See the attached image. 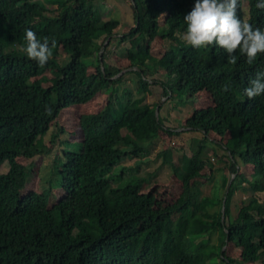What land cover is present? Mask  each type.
Returning a JSON list of instances; mask_svg holds the SVG:
<instances>
[{
	"label": "trees",
	"instance_id": "1",
	"mask_svg": "<svg viewBox=\"0 0 264 264\" xmlns=\"http://www.w3.org/2000/svg\"><path fill=\"white\" fill-rule=\"evenodd\" d=\"M113 1L132 8L127 31L107 0H0V264H264V95L244 94L264 54L230 64L186 44L195 0ZM256 3L239 0L238 15L264 30ZM25 29L55 39L44 67L25 55ZM152 85L164 103L146 100ZM202 91L211 101L196 107ZM98 94L101 110L84 113ZM177 99L194 110L171 127L160 111ZM163 133H190V153L156 152L182 182L170 203L142 169Z\"/></svg>",
	"mask_w": 264,
	"mask_h": 264
},
{
	"label": "clouds",
	"instance_id": "2",
	"mask_svg": "<svg viewBox=\"0 0 264 264\" xmlns=\"http://www.w3.org/2000/svg\"><path fill=\"white\" fill-rule=\"evenodd\" d=\"M256 8L264 10V0H257ZM238 10L239 0H195L192 10L184 17V42L196 49L212 46L223 49L230 64L237 62L238 52L252 65L258 55L264 54V30L244 22ZM25 41L23 51L27 58L44 67L52 56V48L56 46L55 39L45 37L41 40L33 30L25 29ZM223 90L228 91V86H224ZM244 94L250 100L264 95V72L257 73L250 80Z\"/></svg>",
	"mask_w": 264,
	"mask_h": 264
},
{
	"label": "rangeland",
	"instance_id": "3",
	"mask_svg": "<svg viewBox=\"0 0 264 264\" xmlns=\"http://www.w3.org/2000/svg\"><path fill=\"white\" fill-rule=\"evenodd\" d=\"M108 2L113 3L112 11L109 13V16L120 18L121 23L117 26L119 31H127L129 25L133 22L132 8L128 3L125 4H116L113 0H107ZM129 22V23H128ZM124 62L125 60H121ZM130 69V68H128ZM159 77H163L160 75ZM152 92L147 96L146 100L149 102L160 101L164 103L168 98L162 92V87L159 85H152ZM199 98L195 104L198 107L201 104H207L211 101L210 93L202 91L199 93ZM106 99L103 98V94H98L93 100L82 106L84 113H93L101 110L105 103ZM160 105V104H159ZM81 107L72 106L69 110L65 111L61 117L63 124L67 126H72L73 122L76 120V116L79 114ZM189 110H194L193 103L191 101L186 102V100L177 99V101L172 102V104L165 105L164 108L160 111L162 120L164 123L171 127H177L184 122V119L190 114ZM77 112V113H76ZM177 128L176 130H178ZM183 130V128H180ZM180 130V131H181ZM189 138L190 133H184V137H170L167 134L163 133L160 140L156 143V147L153 149L152 158L150 163L145 166H142L143 173L149 177V183L155 184L159 189L160 199L165 203H170L174 201L182 191V182L178 180L175 176L170 174V169L168 167H161V158H157L156 152L163 148H171L176 151V157L180 156L183 151L190 153L189 151ZM223 152L222 150H220ZM226 160V157L223 158ZM53 158H46L44 160L45 165L51 164ZM24 163L30 164V160H22ZM126 163H132V160H128ZM9 163L5 162L0 167V173H5L8 171ZM243 170V169H241ZM233 173L231 172V177ZM47 177L41 176V174H36L35 180L32 183V188L41 192L45 187H47ZM213 188V183H207L203 186L204 191L211 192ZM58 190V189H57ZM227 248V246H226ZM225 248V249H226ZM237 248L233 249L232 254H236Z\"/></svg>",
	"mask_w": 264,
	"mask_h": 264
},
{
	"label": "water",
	"instance_id": "4",
	"mask_svg": "<svg viewBox=\"0 0 264 264\" xmlns=\"http://www.w3.org/2000/svg\"><path fill=\"white\" fill-rule=\"evenodd\" d=\"M101 53H102V51H101ZM126 70H127V69L122 70L118 75L122 74V73L125 72ZM159 109H160V105H158V106L156 107V115H157V116L159 115ZM178 130H181V129H178ZM235 176H236V173H233V176L231 177V180H233ZM222 212H223L222 217L224 218V216H225V215H224V213H225V199H224V204H223ZM226 246H227V245L224 246L223 250L226 248Z\"/></svg>",
	"mask_w": 264,
	"mask_h": 264
}]
</instances>
